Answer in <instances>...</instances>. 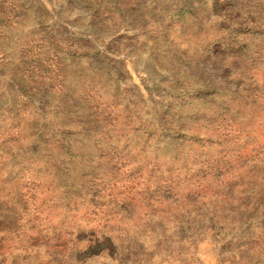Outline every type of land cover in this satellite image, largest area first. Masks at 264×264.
Instances as JSON below:
<instances>
[{"label": "rangeland", "instance_id": "1", "mask_svg": "<svg viewBox=\"0 0 264 264\" xmlns=\"http://www.w3.org/2000/svg\"><path fill=\"white\" fill-rule=\"evenodd\" d=\"M0 229V264H264V0H0Z\"/></svg>", "mask_w": 264, "mask_h": 264}, {"label": "trees", "instance_id": "2", "mask_svg": "<svg viewBox=\"0 0 264 264\" xmlns=\"http://www.w3.org/2000/svg\"><path fill=\"white\" fill-rule=\"evenodd\" d=\"M164 194L162 195V198L160 199H157V197H150L151 199H153L154 203H166L168 202L169 200L173 199L174 200V206L175 209H177L178 211H180V213L184 212V214H189V209L186 208L185 209V206L187 205L186 201H188V199L190 200L191 197L186 195L184 199L180 198L179 194H174V196H171L170 198L167 197L166 195H169L167 194V191L163 192ZM118 203V202H117ZM120 205V211H121V217L122 218H130L132 216V212L134 211V208H133V205L131 202H126L125 200H122L120 203H118ZM149 209V208H148ZM152 212L153 211H149V210H146L145 212V215L143 217H151L152 216ZM189 218V217H188ZM188 221V220H187ZM189 222H180L179 219L178 220H175V226L174 228L177 230V235L174 234V236L176 237H179L178 240L175 242V243H178V244H194L195 241H194V238H193V233L191 234H187L186 233V225H188ZM92 229V228H91ZM98 229V228H97ZM8 231L10 230H7V229H0V235H7L8 234ZM90 234L88 235V237H84V238H79L77 240V243L81 244L82 243V247L79 248V247H76V250L79 249V252H83V255L82 256V253H78L77 254V257L78 256H81V257H78V260H81V259H85V258H90V257H93V256H103V257H109L111 259H114L116 260L115 257H117L118 255L122 254V253H125L127 259L129 260L130 257L132 258H136L137 257V254L134 252H132V245L130 244L131 241H139V238L137 235H133L129 238V236H126L125 237V240L123 241H127V244H129L126 248H120L118 246L115 245L114 243V240L106 235L105 233H102L99 235L96 234V231L94 230H89ZM129 238V239H128ZM4 241V238H0V243L2 242L3 243ZM163 245H165V241H163ZM194 242V243H193ZM138 243V242H137ZM64 247H65V244L64 245H56L54 248L55 250L57 249H61L62 251L61 252H65L64 251ZM166 247V246H164ZM135 248V247H134ZM75 250V248H74ZM168 248H165L164 250H162L163 253H168ZM58 251H55V253H53V255H50V258H52V261L55 263H59V260H58ZM131 264H133V261H131Z\"/></svg>", "mask_w": 264, "mask_h": 264}]
</instances>
